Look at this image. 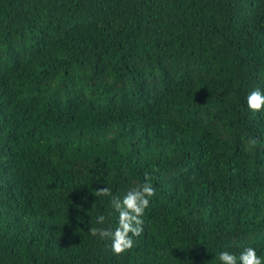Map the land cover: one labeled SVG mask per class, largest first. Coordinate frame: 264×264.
Returning <instances> with one entry per match:
<instances>
[{"label": "trees", "instance_id": "16d2710c", "mask_svg": "<svg viewBox=\"0 0 264 264\" xmlns=\"http://www.w3.org/2000/svg\"><path fill=\"white\" fill-rule=\"evenodd\" d=\"M258 86L264 0H0V264L264 257ZM146 172L144 231L115 254L89 229Z\"/></svg>", "mask_w": 264, "mask_h": 264}, {"label": "clouds", "instance_id": "9594fccd", "mask_svg": "<svg viewBox=\"0 0 264 264\" xmlns=\"http://www.w3.org/2000/svg\"><path fill=\"white\" fill-rule=\"evenodd\" d=\"M248 109L260 111L264 109V88L256 87L247 93ZM145 173L144 182L129 189L119 197L112 198V207L117 213L116 226L113 228L91 226L89 232L92 236L111 240V251L115 254L125 253L133 249L138 237L144 231V214L150 207V201L156 195V188ZM100 195H111V190L106 186L97 191ZM97 225H103L106 217L99 214L95 218ZM215 258L220 264H264V257L258 255L253 246L244 247L239 254L228 250L215 253Z\"/></svg>", "mask_w": 264, "mask_h": 264}]
</instances>
